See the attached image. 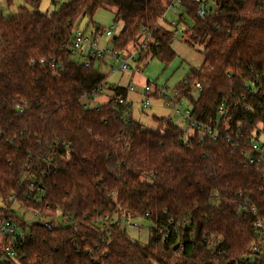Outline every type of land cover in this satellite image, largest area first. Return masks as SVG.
<instances>
[{"label": "trees", "instance_id": "16d2710c", "mask_svg": "<svg viewBox=\"0 0 264 264\" xmlns=\"http://www.w3.org/2000/svg\"><path fill=\"white\" fill-rule=\"evenodd\" d=\"M7 1L10 7L13 0ZM24 2L38 9L42 0ZM263 2L212 0L206 21L195 15L194 0L186 2L189 12L180 17H190L187 43L203 47V63L175 88L203 124L228 133L241 129L247 137L264 128V96L258 94H264ZM166 7L165 0H68L49 15L24 6L18 14L0 12V199L2 214L30 231L21 264H236L255 240L254 218L239 212L238 203L248 197L264 218L261 167H243L224 139L199 141V130L185 131L168 119L154 117L156 128L133 120L125 127L114 107L127 96L122 87L99 110L85 109L108 76L100 70L105 61L86 68L67 47L74 24L112 11L119 26L114 49L146 36L137 66L147 59L168 65L177 54L176 37L159 24ZM41 59L55 60V67L40 65ZM194 82L201 93L191 94ZM222 104L228 117L217 115ZM51 153L55 166L46 170ZM33 163L37 177L46 170L42 202L27 199L25 176ZM15 203L36 209L42 220L26 223L11 209ZM120 210L147 214L177 234L146 245L119 229L107 238L96 220ZM67 215L69 224L61 221ZM211 236L222 238L223 255L208 249Z\"/></svg>", "mask_w": 264, "mask_h": 264}, {"label": "built area", "instance_id": "2783aa9c", "mask_svg": "<svg viewBox=\"0 0 264 264\" xmlns=\"http://www.w3.org/2000/svg\"><path fill=\"white\" fill-rule=\"evenodd\" d=\"M166 1V11L164 16L160 19V25L166 26L170 31L173 32L174 36H178L186 25L188 26V21L186 18H181L182 14L187 16L189 8L186 5L187 0H165ZM58 1H56L57 3ZM196 4L195 15L201 21H206L210 12L213 10L212 0H194ZM260 8H264V2L259 5ZM76 24V23H75ZM74 24V27L71 30V34L68 38L67 47L74 54L78 61L84 65L86 68H90L92 64L98 63L100 61H106L110 59L113 67L121 73H126L130 69L134 72H139L141 69L137 66L136 61L141 51L145 49V44L143 43L135 52L126 54L123 56L120 51L114 49L113 47L104 48L101 46V43L95 35H88L85 32L79 30ZM179 27H181L179 29ZM115 25L112 26L107 31V36L111 39L114 36ZM147 35V34H146ZM40 65H51L55 67V60L41 59L39 61ZM113 68V69H114ZM258 76V75H256ZM107 84V81L102 85V87ZM192 88L196 93H201L203 87L199 82H194ZM102 90V89H101ZM100 91L93 92V98L86 102L85 109H93L92 101H95L98 96L101 94ZM134 89L129 88L127 90V96L118 98L114 103L115 109L119 112V119L125 127H130L132 122V104L128 98L129 92H132ZM144 94L146 97H152L157 95L163 100L165 106L172 108L174 113L181 117L183 122L188 126L190 132L200 131L199 141H202L204 137H210L213 140L217 141L218 139H224L228 145L232 148L233 152L239 159V163L243 167L248 166H259L263 169L264 172V128L261 126L258 130L257 136L247 137L241 129H237L233 133H228L220 130L218 127H212L207 124L200 122L194 115L192 106L189 108L187 106L188 99L185 97L183 91L174 88L170 89L167 87L155 86L154 91H151L149 86H146L144 89ZM264 96V94H261ZM150 101L146 99L144 102L145 106H149ZM15 105L20 108V111L23 112L24 107L15 103ZM98 110L100 106L96 107ZM217 115L221 118L229 116V107L226 104H222L217 109ZM169 120V119H168ZM173 122L172 120H170ZM54 150V149H53ZM51 153L44 160L46 164V170L54 167L56 157H51ZM39 155H36L35 161H40ZM28 173L26 174L25 181L28 186V195L27 199L30 201L42 202L43 198L46 195V187L44 185L43 176L46 174V170L41 171L37 177V172L35 169V164L28 165ZM38 173V172H37ZM241 195V194H239ZM113 194H111V197ZM16 197H13V202H16ZM16 204V203H15ZM19 206H21L19 204ZM238 211L245 212L253 216L254 218V235L255 240L248 246L247 251L240 257L234 259L236 264H264V218L259 214L257 207L254 205L252 200L248 197H243L242 200L238 203ZM23 208V206H21ZM49 208V206H47ZM13 209V207L11 208ZM32 213L36 218H42L40 213L32 208L25 209ZM24 220V219H22ZM25 221V220H24ZM63 223L69 224L71 222V216H63L61 218ZM27 223V222H26ZM34 223V222H32ZM31 224V223H28ZM172 225V222L169 223ZM96 225L101 228L105 233L106 237L110 238L112 229H119L126 231L132 237H137L141 235L145 230L146 226L147 232L149 235V240H152L154 237L160 235L161 240L167 239L170 237L171 233L177 234V229L174 228L171 231L168 228L159 227L155 222H153L149 215H144L141 217H134L126 212L117 213L115 215L107 214L105 216H100L96 220ZM19 224L13 220L5 217L0 222V237L3 239H9V244L6 245L0 244V264H21L22 258L19 257V251L21 244L24 240L30 236V231L27 230L23 233H18ZM102 242H105V239H102ZM222 238H215L211 236L210 239H206L208 249L213 252H219L220 255H223L219 248L222 243ZM91 254V251L88 252Z\"/></svg>", "mask_w": 264, "mask_h": 264}, {"label": "rangeland", "instance_id": "374dc122", "mask_svg": "<svg viewBox=\"0 0 264 264\" xmlns=\"http://www.w3.org/2000/svg\"><path fill=\"white\" fill-rule=\"evenodd\" d=\"M56 1H58L56 3ZM68 0H42L38 9L27 5L24 0H13V4L8 7L7 0H0V12L4 15L18 14V9L21 6L27 7L30 11H39L42 14H51L56 9L62 7ZM115 15L112 11L99 10L93 17V20L84 18L82 21L76 23L75 25L79 27V30L85 32L88 35H95L104 48L113 47V43L110 37L107 36V31L115 25L114 23ZM188 26L191 25L190 17H187ZM162 26L165 27L163 24ZM168 26V25H166ZM74 27V26H73ZM169 27V26H168ZM170 28V27H169ZM181 27H179L180 29ZM119 29V26L115 25L114 34ZM187 25L183 28L182 32L176 36L173 42V49L177 54L176 59L170 63L165 64L159 59L146 60L145 64L140 65V71L134 72L130 69L126 73H121L116 71L111 64L110 59H107L105 66L100 68L101 72L108 76L107 84L102 88L100 96L97 97L95 101H92V106L97 107L106 104L110 97L114 93V89L117 87H122L125 89L133 88L132 92H129L128 98L132 104V119L140 127L144 128H156L157 123L154 117L158 119H169L172 120L174 124L187 131L188 126L183 122L182 118L177 116L172 108L165 106V103L157 95L152 97H146L144 94V89L146 86L151 88L153 92L155 86L167 87L174 89L178 84L183 82L194 69L199 68L203 63V47L201 45H195L191 47L187 43V38H189V32ZM148 41L146 36H139L136 42H131L125 50H121L120 53L125 56L126 54L135 52L143 43ZM75 59L78 58L75 56ZM98 67L100 62L95 63ZM99 68V67H98ZM114 68V69H113ZM113 88V90H112ZM194 90L191 94L195 95ZM148 99L150 101L149 106H145L144 102ZM187 106L190 108L192 105L189 101ZM2 200L0 199V222L5 217L2 214V209H4ZM13 209L18 214L19 217L25 220L27 223L41 221V218H36L32 213L23 209L19 204H14ZM14 213V212H13ZM15 214V213H14ZM146 230L139 236L134 237L135 241H138L141 245H146L149 243V235ZM29 229H27V232ZM21 233V229L18 230ZM5 239L0 237V244H4Z\"/></svg>", "mask_w": 264, "mask_h": 264}, {"label": "water", "instance_id": "95a60500", "mask_svg": "<svg viewBox=\"0 0 264 264\" xmlns=\"http://www.w3.org/2000/svg\"><path fill=\"white\" fill-rule=\"evenodd\" d=\"M178 248V245L175 247V249H177Z\"/></svg>", "mask_w": 264, "mask_h": 264}, {"label": "crops", "instance_id": "0c3cea01", "mask_svg": "<svg viewBox=\"0 0 264 264\" xmlns=\"http://www.w3.org/2000/svg\"><path fill=\"white\" fill-rule=\"evenodd\" d=\"M134 121V120H133Z\"/></svg>", "mask_w": 264, "mask_h": 264}]
</instances>
